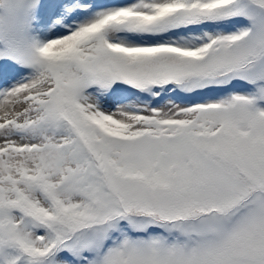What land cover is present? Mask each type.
<instances>
[{
  "label": "snow or ice",
  "instance_id": "6c2138e0",
  "mask_svg": "<svg viewBox=\"0 0 264 264\" xmlns=\"http://www.w3.org/2000/svg\"><path fill=\"white\" fill-rule=\"evenodd\" d=\"M0 264H264V0H0Z\"/></svg>",
  "mask_w": 264,
  "mask_h": 264
}]
</instances>
